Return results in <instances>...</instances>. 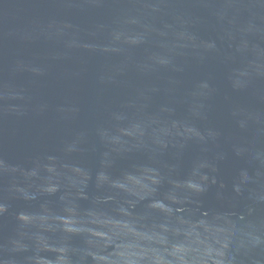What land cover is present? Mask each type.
<instances>
[{"label":"water","instance_id":"water-1","mask_svg":"<svg viewBox=\"0 0 264 264\" xmlns=\"http://www.w3.org/2000/svg\"><path fill=\"white\" fill-rule=\"evenodd\" d=\"M0 264H264V0H0Z\"/></svg>","mask_w":264,"mask_h":264}]
</instances>
